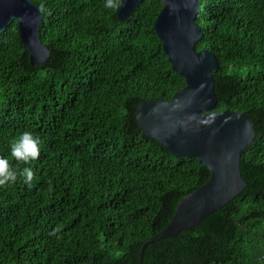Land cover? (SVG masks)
Masks as SVG:
<instances>
[{
  "label": "trees",
  "instance_id": "16d2710c",
  "mask_svg": "<svg viewBox=\"0 0 264 264\" xmlns=\"http://www.w3.org/2000/svg\"><path fill=\"white\" fill-rule=\"evenodd\" d=\"M31 1L47 60L29 63L15 21L0 33V156L34 173L0 187V264H138L210 176L135 121L140 103L185 85L153 29L162 4L144 0L119 21L105 0ZM198 2L195 48L218 65L213 111L244 113L255 130L239 162L245 186L198 225L147 244L142 264H264V0ZM24 131L42 141L29 164L10 156Z\"/></svg>",
  "mask_w": 264,
  "mask_h": 264
},
{
  "label": "water",
  "instance_id": "95a60500",
  "mask_svg": "<svg viewBox=\"0 0 264 264\" xmlns=\"http://www.w3.org/2000/svg\"><path fill=\"white\" fill-rule=\"evenodd\" d=\"M144 0H123L117 19L124 21ZM162 4L153 22L171 69L184 78L185 85L169 101L142 102L135 111L139 130L147 138L163 146L175 157L196 158L209 171L208 180L183 196L168 224L146 240L140 248L138 264H142L147 244L175 237L191 229L211 212L220 209L244 188L239 162L255 130L244 113L230 110L213 111L217 97L213 72L217 70L214 54L197 50L201 37L195 22L200 11L198 0H157ZM41 13L31 0H0V33L13 21L31 65L44 63L49 52L41 44Z\"/></svg>",
  "mask_w": 264,
  "mask_h": 264
},
{
  "label": "clouds",
  "instance_id": "9594fccd",
  "mask_svg": "<svg viewBox=\"0 0 264 264\" xmlns=\"http://www.w3.org/2000/svg\"><path fill=\"white\" fill-rule=\"evenodd\" d=\"M104 6L118 11L123 7V0H105ZM41 143L38 135L24 131L10 144V156L17 162L29 164L39 158ZM18 176L23 177L26 183H30L34 173L31 167H24L22 170L14 168L8 158L0 156V187L15 183ZM52 234L55 235V231Z\"/></svg>",
  "mask_w": 264,
  "mask_h": 264
}]
</instances>
